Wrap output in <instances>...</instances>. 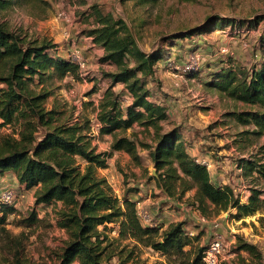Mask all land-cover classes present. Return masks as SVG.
Returning <instances> with one entry per match:
<instances>
[{
  "label": "rangeland",
  "instance_id": "rangeland-1",
  "mask_svg": "<svg viewBox=\"0 0 264 264\" xmlns=\"http://www.w3.org/2000/svg\"><path fill=\"white\" fill-rule=\"evenodd\" d=\"M93 8L99 15L122 19L131 28L142 51L162 53L163 58L154 62L153 80L146 81V88L154 94V100L163 102L169 109L167 120L160 122V132L176 130L187 153L207 163L211 181H216V174L223 173L225 181L221 182L233 188L243 203L247 194L243 186L248 188L252 183L249 178L245 180L243 169L241 173L237 169L244 159L264 156V135L252 134L253 124H239L232 116L252 110V107L230 99L211 83L215 82L214 74L222 68L238 75L264 62V47L260 42L264 36V0H152L143 4L137 0H43L28 1L0 12V22L11 31L30 40L50 41L59 56L71 61L79 57V79L50 77L38 83L35 77L29 86L35 92L43 90L49 94L44 106L62 111V120L89 123L91 146L96 152L110 153L107 167L97 170L99 176L106 180L115 197L136 202L142 225L147 224L141 211L149 215L155 226L162 228L182 222L184 232L198 247H206L214 233L221 234L225 250L220 264L250 263L247 253L236 250L238 238H241L256 246L264 262V212L240 220L232 218L235 209L217 216L203 215L193 204L194 189L176 200L166 197L156 187L155 181L150 179L158 176L150 158L152 149L137 146L138 159L135 161L123 151L112 152V136L99 133L98 106L105 88L111 83L105 74L113 72L115 66L102 62L103 49L88 36L87 32L97 26ZM60 12L65 14V20L58 17ZM213 16L226 21H246L248 25L233 31L229 26L220 30L218 25L217 30L210 27L194 33L191 38L173 37L199 29ZM172 41L177 44L170 47ZM191 51L198 56L199 68L190 74L175 76L176 73L166 67L167 60L182 64ZM129 63L133 65L132 60ZM9 71L10 62H2L0 74L6 75ZM113 90L120 96L121 106L130 102L122 85L116 84ZM12 132L11 128L0 127V138ZM118 135L151 148L155 145L152 128L146 131L134 124ZM1 177L4 180L0 179V192L12 189L15 197L13 204L3 207L0 203V216H5L8 231V236L0 232V264L10 262L12 256L8 247L12 241L20 242L19 251L25 261L51 264L67 240L65 231L56 226L52 206H36L32 195L17 191L11 173ZM32 211L40 221L26 227L24 219ZM107 227L113 230L112 233L108 231L109 236L116 237V226L108 224ZM138 254L142 264H168L166 255L161 252L140 247Z\"/></svg>",
  "mask_w": 264,
  "mask_h": 264
},
{
  "label": "trees",
  "instance_id": "trees-1",
  "mask_svg": "<svg viewBox=\"0 0 264 264\" xmlns=\"http://www.w3.org/2000/svg\"><path fill=\"white\" fill-rule=\"evenodd\" d=\"M28 1L43 0H0V12ZM149 1L152 0H137V3ZM94 17L97 26L87 32L88 36L103 49L102 62L115 66L113 72L105 74L111 83L103 92L97 113L99 133L112 136V152L123 151L137 161V146L152 149L150 158L158 176L150 179L156 187L166 197L176 200L194 189L193 204L203 215L217 216L235 209L232 218L240 220L264 212V156L244 159L239 166L243 169L242 175L252 183L243 203L233 188L213 184L207 167L196 163V158L187 153L176 130L160 132V122L167 120L169 109L163 102L154 100L146 81L153 80L154 62L163 58L162 53L142 51L131 28L122 19L99 15L95 9ZM218 25L220 30L229 26L233 31L248 22L213 16L199 29L173 37L191 38L210 27L217 30ZM260 42L264 47V36ZM176 44L172 41L170 47ZM4 61L10 62V71L0 74V127L11 128L13 132L0 138V177L11 173L17 181V191H32L36 206H52L56 226L65 231L67 240L51 264L75 261L78 264H142L140 247L166 255L168 264H203L205 247L193 245L194 239L186 235L182 222L171 223L166 228L144 226L138 217L136 202L126 197L120 200L112 194L106 180L97 172L107 167L110 153L96 152L91 146L89 123L62 120V111L45 108L49 94L43 90L35 92L29 86L35 77L38 83L50 77L79 79V66L59 56L50 41L27 39L0 22V64ZM214 78L211 86L230 99L252 107V110L233 113L234 119L242 125L253 124L252 134L264 135V62L238 75L222 68ZM116 84L122 85L129 94L130 102L124 107L113 90ZM134 124L146 131L154 129L152 148L118 135ZM39 221L35 211L24 219L26 227ZM108 224L116 226V237L109 236L108 231L113 230ZM0 232L8 236L4 215L0 216ZM123 241L128 244H122ZM19 248L20 242H10L8 251L12 258L8 264H37L22 259ZM236 250L249 255L248 264H264L256 246L241 238Z\"/></svg>",
  "mask_w": 264,
  "mask_h": 264
},
{
  "label": "built area",
  "instance_id": "built-area-1",
  "mask_svg": "<svg viewBox=\"0 0 264 264\" xmlns=\"http://www.w3.org/2000/svg\"><path fill=\"white\" fill-rule=\"evenodd\" d=\"M60 19L65 20V14L60 12L58 14ZM78 56L73 57V62L78 66L81 65L80 60H78ZM200 66L199 59L195 51H191L188 53V56L184 63L178 64L175 61L170 59L166 62V67L171 70L172 73H176L175 76L179 74H190L194 70L198 69ZM195 162L201 165H205L207 167V163L204 161H200L199 159H195ZM15 193L12 189H6L0 193V203L3 204H13L14 202ZM141 216L145 222V224L149 226H155L154 223L151 222L149 215L146 212L141 211ZM202 221H205L204 218H201ZM224 239L221 234L214 233L211 240L209 241L208 245L205 247L202 253V261L203 264H220L222 258L224 257Z\"/></svg>",
  "mask_w": 264,
  "mask_h": 264
},
{
  "label": "crops",
  "instance_id": "crops-1",
  "mask_svg": "<svg viewBox=\"0 0 264 264\" xmlns=\"http://www.w3.org/2000/svg\"><path fill=\"white\" fill-rule=\"evenodd\" d=\"M189 154V153H188ZM191 157H194V155L193 154H189ZM195 158V157H194ZM217 163H221V162H219V161H217ZM242 163V162H241ZM241 163H239V166H240V164ZM237 172L238 173H241V168L239 167L238 169H237ZM218 176L220 177L219 178V180H218ZM242 176V175H241ZM0 179L2 180H4V178H2V177H0ZM13 180L14 181H12V183H14V187H18V185H17V181H16V179L14 178V176H13ZM215 180L216 181H213L212 180V183L213 184H215V185H218V186H220V185H228L226 182H221L222 180H224L225 181V179H224V175H223V173H218V174H216V178H215ZM240 180H241V182H242V184H243V180H242V177L240 178ZM245 180H246V178H245ZM222 183H224V184H222ZM243 188L245 189V191L247 192V194L245 195V199L248 197V195H249V192H248V190H246L247 189V187H245V186H243ZM22 193H29L30 195H32V191H21ZM139 204V203H138ZM138 206V205H137ZM76 263V262H75ZM77 264V263H76Z\"/></svg>",
  "mask_w": 264,
  "mask_h": 264
}]
</instances>
